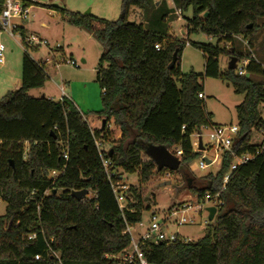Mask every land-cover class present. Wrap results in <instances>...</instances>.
Here are the masks:
<instances>
[{"label": "trees", "instance_id": "1", "mask_svg": "<svg viewBox=\"0 0 264 264\" xmlns=\"http://www.w3.org/2000/svg\"><path fill=\"white\" fill-rule=\"evenodd\" d=\"M171 2L181 15L191 8L187 34L200 30L217 39L216 44L190 43L203 54V74L181 72L185 43L168 34L166 24L177 15L163 2L121 0V17L114 21L48 6L71 25L85 29L101 46L95 74L100 87L101 109L95 112L99 122L91 125L88 114L65 97L56 101L31 96L29 91L41 88L48 75L24 51L20 86L0 98V201L6 203L0 216V264H118L114 257L129 244L125 225H135L150 210L142 202V184L165 171L180 174L196 202L214 195L228 171L229 154L223 155L215 174L195 180L189 170L199 156L191 151L190 136L202 126H213L205 110L204 77L220 78L243 95L235 106L239 130L234 151H261L232 171L220 194L223 204L200 239L148 244L142 253L147 264H264V143L250 142L254 130H264L260 108L264 65L252 58L246 73L239 76L235 70H221L219 64L220 55L237 60L249 55L237 50L235 40L253 45V33L264 21V0ZM131 6L143 11L144 23L126 20ZM19 35L24 50L35 49L25 42L22 31ZM221 42L229 46L220 47ZM174 54L175 63L168 68ZM94 139L100 142L113 180H120L122 173H138L139 185H129L122 210ZM149 144L181 148L178 170L157 171L152 160H142ZM65 147L67 160L62 156ZM63 165L61 174L49 177L51 170L60 171ZM82 189L88 190L84 198L71 195Z\"/></svg>", "mask_w": 264, "mask_h": 264}, {"label": "rangeland", "instance_id": "2", "mask_svg": "<svg viewBox=\"0 0 264 264\" xmlns=\"http://www.w3.org/2000/svg\"><path fill=\"white\" fill-rule=\"evenodd\" d=\"M38 4H32L33 17L23 25L27 27L30 24V30L38 38L45 40L47 44H34L24 50L21 37L18 31H14V36L7 32H0V42L4 46V64L0 66V98L7 92L16 90L20 86L21 59L24 51L33 59H45L49 61L46 64L48 78L41 88L29 91L31 96H43L59 100L61 98V87L70 100L82 113L88 114V122L91 125H97L99 122L95 118V112L101 109L100 87L96 81V68L98 66L101 46L96 39L85 29L77 28L68 23L61 14L48 6L65 7L66 9L79 13H90L96 17L104 18L109 21L117 20L121 17V0H32ZM159 0H150L155 3ZM168 8L175 10L173 3L167 4V0H160ZM143 11L136 6H131L126 16V20L135 23H144ZM192 17V10L188 8L182 15L170 19L167 24L168 34L177 40H182L185 45L180 56V70L182 73L193 71L203 74L204 57L202 52L192 46L190 43H210L216 44L217 39L207 36L200 30L186 33V21ZM264 21L259 22L258 27L253 33V45L247 44L246 40L238 38L235 40V47L241 53L253 55L264 65ZM229 46L224 42L220 47ZM62 53H61V52ZM53 57H55V62ZM61 58H71L77 62L78 67H73L61 62ZM84 60L82 62L81 60ZM228 56L220 55L219 64L221 70L227 69ZM235 70V69H234ZM70 88L72 93L70 94ZM203 93L205 101V110L211 115L213 125H231L236 124L235 106L242 99V94H237L231 85L222 81L220 78L204 77ZM64 95V94H63ZM261 114L264 118V103L260 105ZM202 141L207 142V131H202ZM115 137H118L116 133ZM197 132L190 136L192 146L195 145ZM263 141V134L260 131L252 132L250 142L260 144ZM210 146V145H209ZM108 148V144L104 145ZM207 156L212 157L213 151L207 152ZM144 160L146 155H142ZM198 157L194 158L189 167L196 179L207 174L214 173L218 165H208L204 170H197L194 164ZM122 180L128 185L138 186V173H122ZM169 181V183H167ZM165 183L163 186L161 183ZM142 202L149 205L150 210L144 211L143 219L149 217V212H158L160 215L177 204L196 203L195 196L187 189V183L177 172L154 175L147 183L142 184L140 189ZM88 196H91L89 193ZM209 205L204 206V208ZM6 203L0 202V216L5 213ZM187 218L192 219V223L176 226L171 223L168 226L169 231H177L181 239L194 242L204 235L202 223L207 220L205 211L185 213ZM216 217V215H215ZM214 222V219L211 223ZM209 222H207V225Z\"/></svg>", "mask_w": 264, "mask_h": 264}, {"label": "built area", "instance_id": "3", "mask_svg": "<svg viewBox=\"0 0 264 264\" xmlns=\"http://www.w3.org/2000/svg\"><path fill=\"white\" fill-rule=\"evenodd\" d=\"M174 14L177 16L181 15L180 10L175 9ZM32 17L33 14L31 5H25L23 0H0V32L5 31L9 35L14 36V31L18 29V23L27 22ZM25 42L31 45L47 44L45 40L36 36H27L25 38ZM155 48L158 49V45H155ZM3 53L4 46L0 42V66H3L4 64ZM54 58L55 57H53V59ZM252 58H254V56L250 55L236 61L235 71L237 75L242 76L246 73V66ZM60 60L70 66L78 67L77 62L71 58H61ZM35 61L39 64V66H44L46 69V64L49 59H37ZM198 96L203 97L202 94H198ZM182 129H184V127H182ZM203 130L207 131L206 135L208 140L206 143L202 141ZM238 130L237 124L202 126L199 129L195 145L192 146L191 144V151L199 154L198 161L194 164L195 169L204 170L208 165H218L217 170L213 173L215 174L220 167L223 155L227 153L231 157L228 171L223 175L221 188L214 195L206 194L202 202H196L194 205L186 203L173 205L161 215L158 212H149V217L146 220L142 219L135 225L126 224L124 233H126L129 237V244L118 256L114 257L118 260V264H147L142 253V248L148 244L156 245L161 242H173L179 239L180 237L178 232L169 231L168 226L171 223L176 226L184 225L188 222L192 223V219L187 218L185 215L186 212H201L203 210L208 215L206 208H204L206 205L214 206L217 211V208L223 204L220 194L225 189L226 183L232 171L251 160L261 151L260 149H257L254 154L236 153L234 151L233 143ZM260 132L263 134V141L261 143H264V130H260ZM94 144L100 154L101 164L105 171L106 179L110 185L114 198L118 203L119 209L122 210L125 207V200L128 195L129 185L123 182L122 178L120 180H113L114 174L108 169L109 162L107 159H104L101 154L103 149L100 146V142L94 139ZM168 151L179 160L183 154L181 148L178 147ZM210 151H213L212 157L207 156V152L209 153ZM62 156L64 160L68 159L66 147L62 152ZM142 160L144 159L142 158ZM65 169L66 165H63L60 171L51 170L49 172V177L55 178ZM189 170L192 172L190 167ZM207 222H209L208 219L205 220L202 225H205L206 227ZM32 237L33 235L29 236V238ZM182 240L186 241L185 239ZM35 258L38 259V256Z\"/></svg>", "mask_w": 264, "mask_h": 264}, {"label": "water", "instance_id": "4", "mask_svg": "<svg viewBox=\"0 0 264 264\" xmlns=\"http://www.w3.org/2000/svg\"><path fill=\"white\" fill-rule=\"evenodd\" d=\"M155 5H158V2H155ZM206 15L207 14L205 13L204 16ZM81 61L83 62V60ZM236 61L237 58L235 56H231L228 60L227 68L230 70H234L236 67ZM174 63H175V54L173 55V59L170 62L168 68H171L174 65ZM103 123L104 121H102V124ZM144 154L148 157V159L153 161L157 171H160L162 169L176 171L180 166V160L177 159L175 156H173L163 145L149 144L148 146H146L144 150ZM167 183H169V181H167ZM164 184H165L164 182L161 183L162 186ZM87 193H88L87 189H82L78 191H72L71 195L76 199L80 200L84 198L87 195ZM206 211L208 213L207 219L209 222H211L215 217L216 208L214 206H208L206 207Z\"/></svg>", "mask_w": 264, "mask_h": 264}, {"label": "crops", "instance_id": "5", "mask_svg": "<svg viewBox=\"0 0 264 264\" xmlns=\"http://www.w3.org/2000/svg\"><path fill=\"white\" fill-rule=\"evenodd\" d=\"M156 2H158V4L161 2L160 0L159 1H156ZM167 4L169 5V4H171V0H167ZM25 22H22V23H18V32H20V31H22L23 32V35H24V37L26 38L27 36H36V35H34V33H32V31L30 30V24H28L27 25V27L26 26H24L23 24H24ZM77 28H79V27H77ZM37 37V36H36ZM61 52V51H60ZM62 53V52H61ZM83 60V59H82ZM83 62H84V60H83ZM61 98L62 97H65V98H67V99H69L70 100V96L68 95V94H66L65 93V91L62 89V87H61ZM64 94V95H63ZM70 94H73L72 93V89L70 88ZM203 95H204V93H203ZM43 96H45V95H43ZM52 99V98H51ZM71 101V100H70ZM218 125V124H217ZM93 126H96V124L95 125H93Z\"/></svg>", "mask_w": 264, "mask_h": 264}]
</instances>
